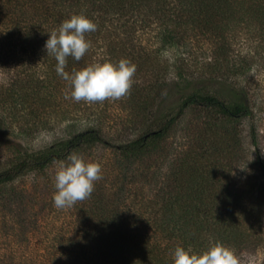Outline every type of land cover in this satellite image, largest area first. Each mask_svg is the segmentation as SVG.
<instances>
[{
    "label": "trees",
    "instance_id": "trees-1",
    "mask_svg": "<svg viewBox=\"0 0 264 264\" xmlns=\"http://www.w3.org/2000/svg\"><path fill=\"white\" fill-rule=\"evenodd\" d=\"M81 12L98 27L86 34L91 48L80 61L68 57L65 71L130 59L137 71L121 100L65 99L71 89L45 43ZM171 49L192 53L202 79L224 82L238 98L199 90L159 106L170 72L180 84L191 80L189 64ZM0 72V133L8 143L0 206L18 208L0 222V264H174L177 246L202 253L216 241L232 247L238 264L257 255L264 264V158L257 151L253 175L238 185L231 163L217 160L231 148L218 155L204 134L181 150L173 136L193 107L227 121L254 118V92L264 82V0H0ZM42 135L52 140L37 145ZM250 139L257 148L255 128ZM74 152L99 162L103 178L90 198L57 209L48 173ZM30 178L33 190L24 186ZM36 180L50 202H35L43 188Z\"/></svg>",
    "mask_w": 264,
    "mask_h": 264
},
{
    "label": "clouds",
    "instance_id": "clouds-1",
    "mask_svg": "<svg viewBox=\"0 0 264 264\" xmlns=\"http://www.w3.org/2000/svg\"><path fill=\"white\" fill-rule=\"evenodd\" d=\"M98 25L85 13H74L64 20L58 29L49 34L45 43L47 56L56 60V72L68 82L70 94L65 99L79 103H103L106 100H121L130 95L133 77L137 65L128 58L118 62L105 60L93 63L70 74L65 71L67 58L80 61L91 48V41L86 34L95 32ZM102 165L97 161H86L82 154L72 153L67 163L61 162L55 175L53 195L57 209L70 208L79 201L91 197L95 190V182L101 180ZM174 264H238L237 256L231 246L216 241L208 250L198 253L191 247L185 249L177 246L173 254Z\"/></svg>",
    "mask_w": 264,
    "mask_h": 264
},
{
    "label": "rangeland",
    "instance_id": "rangeland-1",
    "mask_svg": "<svg viewBox=\"0 0 264 264\" xmlns=\"http://www.w3.org/2000/svg\"><path fill=\"white\" fill-rule=\"evenodd\" d=\"M167 54L172 56L182 57V62L189 64L185 66V73L191 79L188 84H180L178 77L175 72H170L166 78V85L159 89V94L163 95V102L159 103V106L169 108L174 107L178 100L190 92L202 90L206 93L218 94L226 100L231 98H238V91L232 89L229 85L225 84L222 81L210 80L209 77L202 79L199 76V72L195 71L193 67V56L192 53H188L186 50H169ZM3 79V74L0 72V81ZM179 86H177V85ZM256 99V113L253 119L242 118L237 121H227L224 120L216 111L207 110L202 107H193L187 112V115L184 119H178L176 127L173 131V136L176 142L179 144L181 150H184L187 144V138H192L193 141L198 140L202 135L206 134L211 138L215 145L217 146L218 155H220L222 148L227 150L228 147L232 149V152L229 154V157L226 155L218 156V159L222 164H227L230 162L229 166H232V178L235 182L240 185L244 182L245 177L249 174L254 173L256 168V153H260L262 158H264V82L260 81L256 91L254 92ZM158 101V100H157ZM117 108H114V116L118 114V111H121V105L117 104ZM255 128L256 135L258 139V147L254 148L251 144L250 135L252 130ZM207 138V141L209 140ZM52 140L51 135H42L37 139V145H43ZM203 141L199 140L198 149L203 147ZM8 143L7 140L0 133V161L4 160L8 156ZM212 148V147H211ZM210 149V148H208ZM102 151L95 152L94 155H97L98 158L103 156ZM59 167L51 169L48 173L49 176L53 177V182L55 181V175ZM52 180V179H51ZM41 192L34 193L37 197L34 199L35 202L39 200H46L50 202V195L48 190L44 189L43 180H36ZM27 185L29 189L33 190V178L27 180ZM22 186V184H21ZM40 189V188H39ZM49 189V188H48ZM17 206V205H16ZM14 205L7 206L4 208V205L0 206V222L3 219L4 215L7 217H14L15 211L18 209ZM11 207V208H9ZM29 212L32 213V204H27ZM16 217V215H15ZM0 244H6L5 237L0 235ZM14 244V243H12ZM261 256H251L246 257L243 260L242 264H259L261 262Z\"/></svg>",
    "mask_w": 264,
    "mask_h": 264
}]
</instances>
